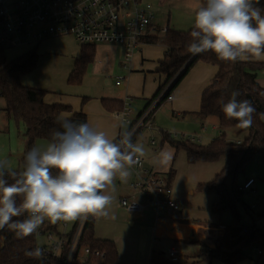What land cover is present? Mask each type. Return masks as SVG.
<instances>
[{"label": "clouds", "instance_id": "obj_1", "mask_svg": "<svg viewBox=\"0 0 264 264\" xmlns=\"http://www.w3.org/2000/svg\"><path fill=\"white\" fill-rule=\"evenodd\" d=\"M259 2L203 0L195 10L187 52L211 51L226 62L264 59V8ZM238 96L233 91L221 110L246 129L255 108ZM57 123L60 129L51 132L46 146H33L24 154L22 171L0 160V230H10L18 240L37 234L45 221L83 223L90 217H108L116 179L126 182L130 169L146 155L144 145L132 140L134 130L125 128L118 138H109L88 122L59 116ZM170 159V152L162 151L153 162L166 164ZM24 255L42 260L45 253L37 246Z\"/></svg>", "mask_w": 264, "mask_h": 264}, {"label": "trees", "instance_id": "obj_2", "mask_svg": "<svg viewBox=\"0 0 264 264\" xmlns=\"http://www.w3.org/2000/svg\"><path fill=\"white\" fill-rule=\"evenodd\" d=\"M202 3L203 0H201ZM258 6L264 8V0H260ZM191 30L192 28L183 32L168 27L162 36L150 35L143 39V41L150 43H160L167 48L165 58L159 62L157 69L158 72L166 76V80L148 104L153 102L170 83L174 82L173 87H175L193 65L203 62L216 66L218 72L213 84L202 93L198 112L200 117H215L221 129L225 131L242 129L236 126L238 123L236 120L226 118L221 110L222 102L226 103L233 91L239 92L238 100H248L255 108L253 123L249 128H246L249 131V136L240 143L229 142L225 132L206 145L185 138L179 141L170 139L176 154L179 151H184L189 164L212 163L221 157H227L223 170L211 181L198 184L197 189L200 192L216 194L217 200L211 206V211L214 214L220 215L225 210H230L233 214V220L228 227L229 233L225 241L223 243L220 241L213 242L215 247L208 250L209 258L224 264H240L246 259V250L252 244H259L264 250L262 237L254 231L244 233L249 226L241 223L236 212L238 195L241 190L237 191L234 185L235 176L247 163L253 160L257 154H261L264 158V118L261 116L264 114V87L257 82V71L264 69V62L253 60L221 61L211 51L192 55L187 52V45L191 42ZM95 54L96 45H81L80 53L68 78L70 85L82 84L87 66L93 62ZM37 62L38 55L35 48L10 61L7 60L6 49H0V95L5 101L4 111L18 124L24 125L26 152L35 146L38 140L49 142L51 132L60 129L57 117L61 116L62 113H71L69 118L75 122H87V116L82 111L74 112L70 106L64 104H47L44 101L47 94L46 90L22 84L21 78L29 74L37 66ZM182 71L183 73H181ZM166 96L160 100L155 111ZM87 100L88 98H83V104ZM101 103L108 112H117L123 109V102L121 101L102 99ZM19 166L17 172L21 171L23 167V158L20 160ZM229 177L232 178V185L230 186L227 184ZM5 178L9 180V183L12 182L9 176L6 175ZM24 218L26 217L14 219ZM93 224L94 218L90 217L83 231L80 247H89L92 251L98 250L104 253V258H90L88 264H119V254L115 242L96 238ZM74 228L70 232V237L73 235ZM39 231L43 234L59 232L57 227L50 223H44ZM2 235L0 264H53V260L47 262L24 255L26 250H32L39 246L37 234L18 240L13 232L4 229ZM65 254L66 251L62 257ZM155 257L158 264H173L165 261L161 253ZM254 264H264V251L263 255L257 257Z\"/></svg>", "mask_w": 264, "mask_h": 264}, {"label": "rangeland", "instance_id": "obj_3", "mask_svg": "<svg viewBox=\"0 0 264 264\" xmlns=\"http://www.w3.org/2000/svg\"><path fill=\"white\" fill-rule=\"evenodd\" d=\"M153 5L156 21L161 26H169V28L177 31H188L192 28L194 23L195 10L201 5V0H147ZM164 33H160L162 36ZM36 49L38 55L37 66L29 73L21 78V82L25 86L46 89L57 94V96H64L69 101L78 102L83 96H96L101 93L103 88L116 87L112 84L114 79H120L125 76V85L127 86V75L129 74V65L131 58L126 59L124 49L119 45L113 44H99L96 45V54L92 63L87 66L86 73L81 85H70L68 83L69 75L74 67L76 57L80 53L81 45L71 36L56 37L47 39L40 44L29 46H15L10 49H6L7 60L10 61L20 55ZM75 59V60H74ZM259 61H264L261 59ZM74 62V63H73ZM126 65V71L125 67ZM132 69V67H131ZM257 78L260 83H264V69L257 71ZM54 96V95H49ZM94 98H92L93 100ZM131 98H125V102L132 105V112L136 111L135 106L140 104L138 100H132ZM5 101L0 97V160L7 162V166L11 170H18L20 168L19 162L23 158L21 154L24 150V134L25 127L22 123H17L12 117H8L4 111ZM170 102L166 101L154 114L155 118L153 126L154 128L143 129L140 134L133 141L134 143H142L145 147L146 155H150L152 151V139H155L157 144L160 143V135L158 130H164L171 133V139L179 141L184 137V134L197 133L202 135L201 144H208L209 140L216 136V132L212 129L216 125L213 120L206 123L208 128L204 133L199 132V126L195 123H191L185 120H177L171 117ZM132 114V113H131ZM136 116V115H135ZM114 124L113 122H111ZM126 126H123L124 131ZM4 129V131H3ZM6 129V130H5ZM233 132L237 136H233ZM239 132V133H238ZM226 137L229 142H236L237 140H245L249 136L247 129L229 130L226 131ZM187 139V138H186ZM48 143L47 140H42L41 143L35 144L36 147L43 148ZM156 148L159 146L156 145ZM158 154L152 155L150 158H159L162 151H169L171 159L163 165L172 164V158L174 151L172 147L165 143ZM143 164L145 158H141ZM227 162V157H221L218 161L212 163H195L188 164V179L195 183L209 182L219 174ZM144 167L147 168L144 164ZM148 169V168H147ZM23 167L21 168V171ZM130 181L129 185L136 180V176L132 169H130ZM231 177L228 178L227 184L232 185ZM254 179L255 184L250 190L241 191L238 195V203L236 204V212L241 219V223L246 226L253 225L254 213L249 209L253 205H257L258 208L264 206V158L261 154H257L253 160L247 163L244 168L235 176L234 185L238 190L243 188L244 184L249 180ZM119 178L115 181V192L112 193L114 201L110 207V215L108 217L94 218L93 231L97 237H103L107 230L116 229L117 239L116 246L119 253V264H148L149 256L147 250L143 247L141 242H135V240L125 239L127 233L131 230L128 228L127 220L131 216L121 207L118 206V197H116V188L120 185ZM126 182L121 184L124 186ZM197 186V184L195 185ZM193 191L187 193L192 201L201 203V210L205 212L209 218L211 214L212 202L215 201V193H201L192 187ZM196 211V210H194ZM208 218V219H209ZM213 219V218H212ZM216 219L221 225L229 227L233 214L230 210L223 211L220 215H216ZM78 221V220H77ZM76 221V223H77ZM116 222V223H115ZM61 229L62 222L59 223ZM70 226V222H67ZM37 243L39 246L45 245L47 239L43 235H36ZM3 244L2 230H0V248ZM179 251V263L178 264H224L218 260H211L208 255V249L203 246L192 244H174ZM255 246L252 245L246 250V259L240 264H254L257 259V252ZM145 249V250H144Z\"/></svg>", "mask_w": 264, "mask_h": 264}, {"label": "built area", "instance_id": "obj_4", "mask_svg": "<svg viewBox=\"0 0 264 264\" xmlns=\"http://www.w3.org/2000/svg\"><path fill=\"white\" fill-rule=\"evenodd\" d=\"M154 16L153 5L147 0H0V49L36 45L50 38L71 36L80 45H119L124 49L126 59H129L143 39L155 32L152 25ZM166 29L162 32L165 33ZM164 96V93L159 95L136 117L131 114L132 105L126 102L121 111L113 113V117L120 125L123 122L126 129L134 130V141L143 129L153 126L155 108ZM168 99L173 98L169 96ZM152 144L155 142L152 141ZM131 169L136 180L130 187L143 194L153 207L156 226L164 227L176 219L183 207L174 198L168 178L145 168L142 160ZM254 184L255 180L249 179L241 191L250 190ZM119 203L127 213L136 216L146 208L134 198L123 197ZM249 209L255 218L253 225L246 228L244 233L254 231L264 239V206L258 208L253 205ZM86 223L87 220L83 223L77 221L71 237L65 222L61 224L63 230L57 233L43 234L38 230L37 234L45 235L48 242L46 246H41L45 253L42 260H53V264H88L90 258L103 259L104 253L80 247ZM252 245L256 247L257 257L263 255L261 245ZM155 255H159V252L151 253L148 264H158ZM161 256L165 261L179 263V252L174 247L161 253Z\"/></svg>", "mask_w": 264, "mask_h": 264}, {"label": "crops", "instance_id": "obj_5", "mask_svg": "<svg viewBox=\"0 0 264 264\" xmlns=\"http://www.w3.org/2000/svg\"><path fill=\"white\" fill-rule=\"evenodd\" d=\"M152 25L155 32L150 35L156 36H161L160 33H163V29L169 27L168 25L165 27L161 26V24L156 21V16H154ZM166 53L167 48L164 45L160 43H150L143 41L138 50L131 58L130 63L128 62L130 70L129 74L127 75V86L125 85V76L122 78L123 80H120L121 78H116L112 81V84L116 87V89H114L113 87L103 88L99 95H96L94 97L83 96L77 103L69 101L64 96L62 97L57 96V94H52L51 91L44 89L47 91V94L44 97V101L47 104H64L70 106L74 112L82 111L87 116L88 123L95 126L98 130L104 131L109 136V138H118L121 133L122 127L119 121L113 117V113L115 112H108L107 110H105L101 103V100L110 99L121 101L123 102V107L126 103L125 98L138 100L140 101V104L135 106L136 111L132 112V116L136 117L137 115H139L140 111L148 105L149 101L154 97L159 87L166 80V76L157 71L159 62L165 58ZM253 61L264 62L259 60ZM125 66L126 65H124V67ZM217 72L218 68L214 65L206 64L203 62L196 63L189 69L186 75L179 81V83L175 87H173L174 82H172L167 90H165V88L162 91L161 94L164 93L165 96L169 95L173 99L169 100V96H166L167 98L165 97V100L158 107L159 109L166 101L170 102V107L172 108L171 117L177 120L181 119L197 124L199 126L200 134L201 132L204 133L208 129L206 127V123L213 120L215 124L217 123L213 126L214 128L212 129L214 132H216V136H213V138L208 141L209 143L215 138L219 137L223 132L226 133V131H229L221 129L215 117L202 118L198 115L202 93L205 89L213 84ZM257 82L260 86L264 87V83H260L258 78ZM83 98H88V100L84 104ZM92 98L94 99L92 100ZM61 116L69 118L71 116V113L65 112L62 113ZM111 122H113L114 124H112ZM204 127L206 128L205 131L202 130ZM158 133L160 135V143L157 144L156 140L152 139V141L155 142V144L152 145L154 149L151 147L153 152H151L149 156H144L146 162L144 164L151 172L161 176H166L168 178L170 186L173 189L174 198L183 207L182 212L178 217H176V219L168 222L166 226L157 227L155 210L148 203L146 197L143 194L135 192L131 189L129 185L131 177L129 176L126 185L123 186L121 184L122 182H120V185L116 188V197H118V201L120 202V199L123 197L134 198L143 203L146 208L142 214L137 216L128 213L131 218H128L127 223L128 228H131V230L124 238L135 240V242H141L143 247L150 255L154 251L165 253L171 247L177 249V247L174 246L175 243L179 245L197 243L203 246L205 249H213L215 247L213 244L214 241H220L221 243L225 241V238L229 233L228 227H225L218 222V220L216 219V214L210 215V217H212L213 219L209 218L205 212H202L200 208L201 203H196V201H192V199L187 196V193L191 191V189H194L192 187H197L195 186L196 184L198 185L205 182L198 181L199 183H195L188 179V170L186 169H188L187 165L189 163L187 162L186 153L184 151H179L176 154L174 147L170 143V132L159 129ZM233 136L235 137L237 135L233 132ZM184 137L185 139L187 138L191 141L193 140V142L201 144L202 135L193 133L184 134ZM242 141L243 139L237 140L236 142L232 143H240ZM41 142L42 140H38L36 142V145L37 143L39 144ZM165 143H168L174 151L172 164H155L151 160L153 157H150L154 154H158L159 150L161 149L160 147H162ZM156 145H158L159 147L156 148ZM23 150L24 151L21 154H23L22 156L24 157V154L26 153L25 134ZM196 190L200 192L198 189ZM192 193L193 191L190 192V194ZM216 200L217 196L215 201ZM215 201H213L212 204ZM119 202L118 206L121 207ZM45 223L50 222L45 221ZM59 223L60 222L50 224L55 225L57 227V230L62 231L63 229H61ZM70 223V226L68 225V230L71 231L74 228L76 221ZM116 234V229L113 228L111 230H107L106 234L103 237L96 236V238L111 240L116 244ZM46 245L47 243L43 246Z\"/></svg>", "mask_w": 264, "mask_h": 264}, {"label": "water", "instance_id": "obj_6", "mask_svg": "<svg viewBox=\"0 0 264 264\" xmlns=\"http://www.w3.org/2000/svg\"><path fill=\"white\" fill-rule=\"evenodd\" d=\"M184 71V70H183ZM183 71L181 73H183Z\"/></svg>", "mask_w": 264, "mask_h": 264}]
</instances>
